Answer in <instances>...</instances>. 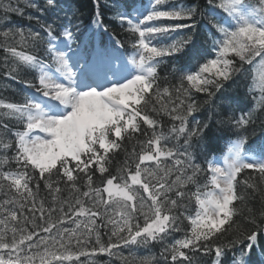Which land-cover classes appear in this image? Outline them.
I'll list each match as a JSON object with an SVG mask.
<instances>
[{
	"label": "snow or ice",
	"instance_id": "obj_1",
	"mask_svg": "<svg viewBox=\"0 0 264 264\" xmlns=\"http://www.w3.org/2000/svg\"><path fill=\"white\" fill-rule=\"evenodd\" d=\"M96 4L85 24L74 0H0V49L6 65L13 62L6 74L32 90L20 102L0 98V264H95L100 255L123 264H264V206H247L256 195L264 204V121L259 133L254 126L255 112L264 110V0H207L204 10L182 0H113L108 10L127 25L133 51L125 57L124 43L111 33L93 50L102 72L84 56L91 29L108 32ZM9 13L29 26L4 23ZM256 58L260 95L249 108L222 90ZM166 59L171 71L161 84ZM21 70H33L36 82L21 79ZM193 92L212 106L204 120L194 115L201 105ZM151 113L179 123L165 132ZM222 126L236 136L223 166L207 155ZM138 133L148 138L137 140L139 152L134 146L112 175L114 155ZM201 155L206 168L197 162ZM246 170L252 174L238 181ZM95 172L103 187L94 186ZM41 181L50 201L40 198ZM236 217L251 225L243 238L217 242L239 232ZM101 229L109 230L107 242ZM156 245L158 256L132 255Z\"/></svg>",
	"mask_w": 264,
	"mask_h": 264
},
{
	"label": "trees",
	"instance_id": "obj_2",
	"mask_svg": "<svg viewBox=\"0 0 264 264\" xmlns=\"http://www.w3.org/2000/svg\"><path fill=\"white\" fill-rule=\"evenodd\" d=\"M91 1L92 0H74V2L78 6H80L82 10H88L89 13H92V5H91L92 2ZM4 2L7 3L8 0H4ZM13 2H14V0H13ZM203 3H205V1L201 2L200 0H196V5H198L200 9L202 8L201 4H203ZM201 10H203V9H201ZM29 11H31V10H29ZM217 11H220V10L217 9ZM8 17H9L8 20L7 21H3V22L9 24L12 27L21 26V22H28V20L26 18H22L21 19L14 13H9ZM174 23H181V21H175ZM23 27L26 28L27 26L25 25ZM202 43H203V41H202ZM207 46H206V48H207ZM4 56H5V53L3 52V50L0 49V60L3 61L2 63H4V61H5L4 60ZM9 60H11V58H9ZM1 67L2 66H1V63H0V68ZM243 67H244V71H243L244 74H241L238 77L236 84H233L230 87H227L226 90L225 89L223 90V95L224 96L239 97V98H241L243 100L245 98V96L255 94V79H254V76L259 77V75H258V71H259L258 67H257V65L254 67L253 64H244ZM169 73H170V70L168 69L167 70V74L169 75ZM27 80L32 81L33 83L36 82V79H35L34 75L31 78L27 79ZM169 80H171V78H169ZM172 82L175 83V81H172ZM0 84L2 85L1 92H2V94L4 96H7L9 93L14 92L15 82L4 80L3 82H0ZM249 86H252L253 89H254L251 93L248 92V87ZM257 90H258V88H257ZM198 95L201 96L200 99H198V97H197ZM219 96H220V94H218V97ZM253 97H255V96H253ZM193 98L197 99L198 102H200L201 109L199 111V113H200L199 120H204L209 115V112H210V109H211L212 106H211V104H205L204 103V101L207 99V97L203 93L196 94L195 92H193ZM151 115L154 118L160 120L161 122L163 120L166 121V123H167V125H165V131L166 132L171 127L172 123H176L177 125L179 123L178 121H176V122L171 121L170 118H168L167 116H164L162 113L159 116H157L156 113H151ZM262 121H264V112L262 113V116H261V122ZM217 130H219V131H216V132H222V131H224V128L220 127ZM134 146L136 148H138L137 145L133 144V146L130 147V150L126 153V155L124 154V155H120L119 156V158L117 160V163L119 165L118 169L124 163L125 159L128 157V154L131 153L132 148ZM130 163H132V162L130 161ZM133 165H134V163H132V167H133ZM61 187H64V185L61 184ZM81 187H82V185H81ZM190 187L192 189H194V186L190 185ZM247 191H248L249 194H251L252 190L248 189ZM40 192H41L39 194L40 198H44V199L50 201V197H49L47 189L41 188ZM67 194H68L67 192L64 193L65 196H67ZM247 206L252 208L254 212H258L261 209V207L264 206V204H262L260 196L256 195V197L254 199H251V200H249L247 202ZM244 214L245 215H249V213L246 210H245ZM236 219H237L238 223H240L243 226L239 229V232H237V231L234 232L235 236H233L232 238L239 236L242 239L243 237H242L241 234L244 232L245 228H250L251 225L248 224L246 221H244L242 217H236ZM157 256H158V253H157Z\"/></svg>",
	"mask_w": 264,
	"mask_h": 264
},
{
	"label": "bare ground",
	"instance_id": "obj_3",
	"mask_svg": "<svg viewBox=\"0 0 264 264\" xmlns=\"http://www.w3.org/2000/svg\"><path fill=\"white\" fill-rule=\"evenodd\" d=\"M94 0H92V10H93V6L94 8L97 7V4L96 2H93ZM173 4H178L181 2V0H171ZM201 2L205 1V3L201 4L202 8L201 9H206L208 7L207 5V0H200ZM182 2L184 4H188V5H192V4H196V0H182ZM109 0H99V11L100 12H106L103 14V17H107V14H109ZM82 15L86 18H90L92 17L91 13H89L88 10H82ZM0 16H3V12L2 10H0ZM20 18V17H19ZM22 19V18H21ZM90 19H88L89 21ZM173 22V21H171ZM175 22V21H174ZM201 22H205V21H201ZM20 23V22H19ZM182 23V21H181ZM30 22H21V26H29ZM33 27H35V24L33 23L32 24ZM91 31H94L95 32V36H100V44H99V47H103V45L105 44H108L109 43V40H110V34H106L103 32L102 29H95L93 27V29H91ZM186 31V30H183V32ZM121 41L123 40V37L121 35L117 36ZM128 44H129V48H131V41H128ZM208 45V42L204 44V46L206 47ZM2 50V49H1ZM27 51H31V49H27ZM5 57V56H4ZM5 60V59H4ZM3 61L0 60V63H1V68H0V82H3L4 80H7V81H12V82H17L18 80H12L11 78H9L7 76V71L9 70V68L12 66V61L11 60H8V63L6 65L5 61L4 63H2ZM34 75V71L33 70H28L27 72H25L24 70H21L20 72V78L21 79H29L31 78L32 76ZM2 90V85L0 84V98H5L6 100H9V101H13V102H16V101H19L20 100V97L21 96H25L27 93H28V89H26L25 85L22 84V88L19 92H11L9 93L7 96H4L1 92ZM245 100V98L243 99ZM245 101H247V104L252 106V100L247 98ZM264 112V110H260L258 113H257V119L258 120H261V116H262V113ZM169 118V117H168ZM8 120H5V122L7 123ZM9 124V123H8ZM165 125H167V123H165ZM164 125V127H165ZM11 128L12 126L9 125ZM146 127V126H145ZM192 208H195V204L193 203L191 205ZM190 224L188 223V221H184V224H183V227L185 229V231L188 230V227ZM71 226V225H69ZM237 231L236 229H233L228 236H225V237H221V239L217 242L219 243H225L227 242V240L229 239H233L232 237L235 236L234 235V232ZM108 233H109V230L108 229H101V238H102V241L104 242H107V239H108ZM181 233H184V232H180V233H176L175 236L181 234ZM236 238V237H234ZM94 242V241H93ZM114 259H117L118 257H113ZM81 261H85V258L84 257H81ZM112 262L109 261L107 258H106V255H100V256H97L95 257V264H111Z\"/></svg>",
	"mask_w": 264,
	"mask_h": 264
}]
</instances>
